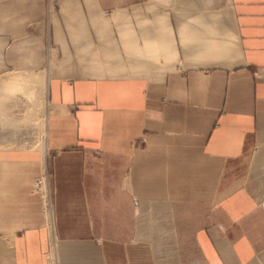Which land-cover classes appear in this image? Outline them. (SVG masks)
<instances>
[{
	"label": "crops",
	"instance_id": "0c3cea01",
	"mask_svg": "<svg viewBox=\"0 0 264 264\" xmlns=\"http://www.w3.org/2000/svg\"><path fill=\"white\" fill-rule=\"evenodd\" d=\"M45 2L0 0V52ZM47 38L0 77L46 85L0 89L44 104L40 148L0 147V264H264V0H55Z\"/></svg>",
	"mask_w": 264,
	"mask_h": 264
},
{
	"label": "rangeland",
	"instance_id": "374dc122",
	"mask_svg": "<svg viewBox=\"0 0 264 264\" xmlns=\"http://www.w3.org/2000/svg\"><path fill=\"white\" fill-rule=\"evenodd\" d=\"M54 8L55 0H46L37 14L34 11V16L27 21L22 31L14 28H7L3 31L5 37L0 52V77L16 71L34 72L39 76H44L51 71L55 59V50L48 42L47 23ZM7 23L5 22V24ZM20 40L27 44H35L36 63L32 67H15L18 52L14 45ZM30 105L29 101L21 95H15L4 102L0 101V109L6 114L0 115V147L40 148L43 136L38 123L43 119V111H37V109H41L44 104L39 99L33 114H29ZM36 188L38 187L35 183L34 190L41 199L40 192ZM42 210L44 209L42 208Z\"/></svg>",
	"mask_w": 264,
	"mask_h": 264
},
{
	"label": "bare ground",
	"instance_id": "6f19581e",
	"mask_svg": "<svg viewBox=\"0 0 264 264\" xmlns=\"http://www.w3.org/2000/svg\"><path fill=\"white\" fill-rule=\"evenodd\" d=\"M36 74H28V75H20V74H12L7 78V83L3 84V80H0V89H6L7 92L12 93L14 90L23 92L25 90L26 93L31 94L35 97H43L46 93V85L44 83V79H37ZM44 136V133H43ZM43 173V172H42ZM45 173V172H44ZM43 175V174H42ZM47 180V179H46ZM47 182H44V185ZM49 201V198H48ZM52 209H48L46 212V218H48V223H51V213ZM53 239V238H52ZM55 244L54 240H52V252L49 254V263H55Z\"/></svg>",
	"mask_w": 264,
	"mask_h": 264
},
{
	"label": "built area",
	"instance_id": "2783aa9c",
	"mask_svg": "<svg viewBox=\"0 0 264 264\" xmlns=\"http://www.w3.org/2000/svg\"><path fill=\"white\" fill-rule=\"evenodd\" d=\"M45 181H46V177L44 175L40 176V178H38V180L36 181V185L38 187L36 188V190L40 192L44 212H48V209H51V205H50V198H49V191L47 184L44 185Z\"/></svg>",
	"mask_w": 264,
	"mask_h": 264
}]
</instances>
